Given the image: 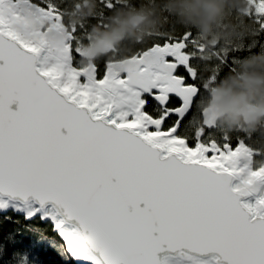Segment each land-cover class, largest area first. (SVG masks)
Instances as JSON below:
<instances>
[{
	"label": "snow or ice",
	"instance_id": "1",
	"mask_svg": "<svg viewBox=\"0 0 264 264\" xmlns=\"http://www.w3.org/2000/svg\"><path fill=\"white\" fill-rule=\"evenodd\" d=\"M130 3L96 0L94 20ZM68 4L0 0V264H264V150L200 108L243 49L171 30L86 64Z\"/></svg>",
	"mask_w": 264,
	"mask_h": 264
},
{
	"label": "clouds",
	"instance_id": "2",
	"mask_svg": "<svg viewBox=\"0 0 264 264\" xmlns=\"http://www.w3.org/2000/svg\"><path fill=\"white\" fill-rule=\"evenodd\" d=\"M248 7V0H159L152 7L134 12L118 11L110 18L108 30L93 28L85 56L92 63L108 56L121 41H143L147 33L165 23L179 31H195L206 48L237 42L248 45L257 38L255 26L244 14ZM239 59L237 73L226 75L211 90L209 108L228 129L251 135L264 128V46Z\"/></svg>",
	"mask_w": 264,
	"mask_h": 264
},
{
	"label": "trees",
	"instance_id": "3",
	"mask_svg": "<svg viewBox=\"0 0 264 264\" xmlns=\"http://www.w3.org/2000/svg\"><path fill=\"white\" fill-rule=\"evenodd\" d=\"M158 2L159 0H131V3L127 7L116 8L112 12L108 13L104 26L101 27V26H98L97 22L94 20V17L96 16L97 10H98V5L96 4V0H79V2L78 0H69V4L65 9V23L68 24L69 27H76L81 24H84L88 28V37L86 39V42L83 45V49L85 52V49L89 46L90 41H92L93 28H101L103 30H108L107 26L110 23V18L113 16L114 13L118 11L125 12V13L134 12L142 7L143 8L152 7ZM161 11H164V10L161 9ZM89 12H92L91 16L88 15ZM164 17L165 19L168 18L167 12H164ZM171 30L179 31L174 26L168 23H165L162 26L157 25L155 30L147 33L146 38L143 41L148 40L151 36L159 32L171 31ZM192 32L194 34H197L195 31H192ZM200 40L204 43V41L201 38ZM255 40L258 41L257 46L253 45V41ZM253 41L248 45H245L243 42H237L235 44H232L231 46L223 45V44L218 45L222 49L229 48V47H239L243 49V51L237 53L238 62L234 65L232 71L225 72L222 75L220 81L216 84V86H218L221 83L222 78H224L226 75L228 74L235 75L237 73V71L239 70V65L241 64V60L239 59L240 56L246 53H251L254 48H257V49L260 48L259 44L264 43V37L257 36V38L254 39ZM137 43L138 42L136 41L125 39L121 41L118 45L114 46L111 52H109V54L112 53L113 51H118L121 54L127 53L131 51L136 46ZM208 48L211 49L212 47L209 46ZM83 62L86 64H89V60L85 58H83ZM213 63H215V60H213ZM211 99L212 97H211V90H210L208 94L205 96V98L203 99L202 104L200 105L201 110L206 109L209 106ZM214 128L217 130L218 135L219 134L230 135L233 138V142H235L237 138H241V139H244L246 143L252 148L264 150V128H261L258 132L251 134V135L240 129L230 130L227 128L226 125H224L220 121L217 122ZM257 159H259V157H257ZM4 227H5V232H7L8 230L15 228L16 226L5 224ZM41 227L45 229L46 234L48 236L55 237V233L51 231L50 225H41ZM22 238L25 240V242H27L29 240L34 239L35 237L32 236V234H25V236ZM17 239H21V237H17ZM56 239L58 240L59 238L56 237ZM41 259L44 261V264H58V258L56 257L55 253H52V252H48L46 255H43Z\"/></svg>",
	"mask_w": 264,
	"mask_h": 264
},
{
	"label": "water",
	"instance_id": "4",
	"mask_svg": "<svg viewBox=\"0 0 264 264\" xmlns=\"http://www.w3.org/2000/svg\"><path fill=\"white\" fill-rule=\"evenodd\" d=\"M30 19H32L34 21V27L37 28V23H36L34 17L31 16ZM66 35H67V33L61 31L60 29L50 28L45 33V37L44 38L49 39V40H58V39L64 38ZM112 49H110V52H111ZM83 58L87 59V57L85 56V52H84ZM13 107H15V106H13ZM206 109H209L210 110L209 106ZM209 114L211 115V110H210ZM217 122H218V119H216V118L212 121L213 127H215V125H216Z\"/></svg>",
	"mask_w": 264,
	"mask_h": 264
},
{
	"label": "rangeland",
	"instance_id": "5",
	"mask_svg": "<svg viewBox=\"0 0 264 264\" xmlns=\"http://www.w3.org/2000/svg\"><path fill=\"white\" fill-rule=\"evenodd\" d=\"M33 17H34V19H35V21H36V23H37V30H39L40 28H42V27H49V25H48V21L47 20H39L37 17H38V14L35 12V10H33V15H32ZM50 28H55V27H49V29ZM61 30V29H60ZM61 31H63V32H66L65 30H61ZM90 44H91V41H90ZM89 44V45H90ZM89 64H91L90 62H89Z\"/></svg>",
	"mask_w": 264,
	"mask_h": 264
}]
</instances>
